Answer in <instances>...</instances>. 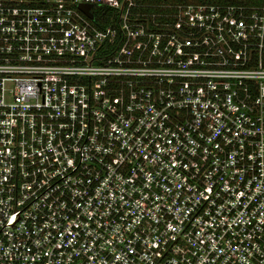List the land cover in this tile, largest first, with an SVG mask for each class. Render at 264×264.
Masks as SVG:
<instances>
[{
    "label": "built area",
    "instance_id": "1",
    "mask_svg": "<svg viewBox=\"0 0 264 264\" xmlns=\"http://www.w3.org/2000/svg\"><path fill=\"white\" fill-rule=\"evenodd\" d=\"M0 264H264V0H0Z\"/></svg>",
    "mask_w": 264,
    "mask_h": 264
},
{
    "label": "trees",
    "instance_id": "2",
    "mask_svg": "<svg viewBox=\"0 0 264 264\" xmlns=\"http://www.w3.org/2000/svg\"><path fill=\"white\" fill-rule=\"evenodd\" d=\"M175 1H185V0H141V2H146L148 4H159V3H171Z\"/></svg>",
    "mask_w": 264,
    "mask_h": 264
},
{
    "label": "water",
    "instance_id": "3",
    "mask_svg": "<svg viewBox=\"0 0 264 264\" xmlns=\"http://www.w3.org/2000/svg\"><path fill=\"white\" fill-rule=\"evenodd\" d=\"M89 16L92 18V16L89 14Z\"/></svg>",
    "mask_w": 264,
    "mask_h": 264
}]
</instances>
